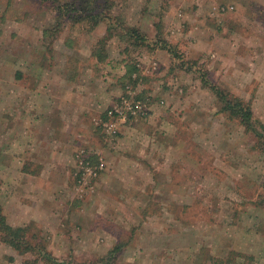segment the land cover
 I'll return each mask as SVG.
<instances>
[{"label":"rangeland","instance_id":"1","mask_svg":"<svg viewBox=\"0 0 264 264\" xmlns=\"http://www.w3.org/2000/svg\"><path fill=\"white\" fill-rule=\"evenodd\" d=\"M44 1L0 0V98L5 101L17 95L11 87L13 68L36 73L45 53L61 61L58 32L73 26L61 30L56 10ZM109 15L114 25L109 37L124 33L131 45L117 54L108 33L98 45L113 46L109 58L124 69L131 64L139 68L141 75L135 72L136 82L127 86L148 98L150 107L155 101L165 107V95H182L176 98L179 109L170 111L168 119L160 114L149 123L146 116L124 124L132 140L97 137L98 145L109 150L99 152V161L119 160L114 174L122 176L120 181H97L103 168L83 182L77 166L68 186L62 165L22 179L10 162L11 130H0V209L7 223L26 229L28 242L47 250L20 252L0 240V264H49L45 255L55 264H212L217 259L264 264V157L253 132L222 112L220 101L198 79L204 76L251 104L264 123V0H114ZM97 26L102 32L107 23ZM129 27L146 36L143 44L129 37ZM157 34L174 45V71L152 69V60L161 65L162 58L143 53L152 50ZM71 48L73 54L78 51ZM123 68L117 66L108 76L118 87L114 96L125 90L120 85ZM50 77L58 79V74ZM143 123L148 126L138 130ZM161 144L171 148L162 150ZM126 146L133 150L123 152ZM34 152L49 159L50 151L42 147ZM143 158L147 167L138 162ZM115 244L122 250L113 262H105Z\"/></svg>","mask_w":264,"mask_h":264},{"label":"crops","instance_id":"2","mask_svg":"<svg viewBox=\"0 0 264 264\" xmlns=\"http://www.w3.org/2000/svg\"><path fill=\"white\" fill-rule=\"evenodd\" d=\"M87 24L85 23L84 28H77L71 34L70 32H60L59 37L64 43L62 44L60 41L61 46L58 51L59 53L62 51V54L58 55L61 58L60 62L55 60L57 64L51 59L50 54L45 53L46 57L42 55L43 57L40 58L41 62L39 60L35 65L36 73H31L27 69L24 72L18 66L13 68L11 87L16 88L17 95L12 96L9 102L0 98V126H2L0 130H11L10 162L14 165L15 175H21L22 179L25 177H28L26 179L39 177L52 167L65 166L64 181L69 186L72 180L71 172L73 167L76 170L79 156H81L82 160L87 161L90 166H102L101 169L105 168L104 171H101L97 181L110 182L113 179L116 181L122 179V176L114 174V168L120 166L119 160L107 157L106 161L103 160L104 163L102 160L99 161V158H101L99 157V152L109 150H104L105 146L102 144L99 146L96 141L98 136H106L103 131H100L102 129L96 123V120L103 118L105 110L115 98L114 92L118 90L117 86L114 87V84L109 82L110 77L108 76L113 77V69L117 68V66L120 68L124 66L118 63L119 61L116 62L109 58L113 46L116 47L117 54H124V49H127L126 46L131 44L126 41L124 33L112 32L111 36H108L112 40V47L98 45L100 37L104 33H108L106 27L101 32L99 31V26L91 25L88 27ZM73 45L78 47V51H75L74 54L71 48ZM119 45L121 47L123 45V47L121 48ZM43 47L44 50L46 49L49 52V46ZM139 48L141 49V47ZM98 52L99 55L103 54L104 60L98 59ZM161 52L162 50L156 45L152 50H145L143 53L162 58L161 65L156 59V61L152 60V69L154 68L153 65H155V69L166 66L168 70H173L171 59L165 52ZM70 60L73 63H70ZM27 62V66H30L29 58ZM168 64H170V68L167 67ZM123 71H125L124 68ZM52 74H58V79H53L57 77H50ZM61 75L63 77H60ZM186 75L188 77V74ZM180 76L181 78L183 77L181 74ZM188 81L193 82L192 79ZM189 84L191 85V83ZM179 85L181 84L179 83ZM179 91H182V89L180 88ZM174 96L173 94L163 97L162 102H164L165 107L157 101L151 103V111L147 116L148 123L150 118L154 119L160 114L164 116L166 114L168 119L167 114L170 111L173 109L178 111V105L181 101L176 102V98L182 97V95ZM146 126L148 125L143 123L137 128L142 130ZM127 129L126 125L121 126V129L112 138L109 137V140L113 141L118 138L116 139L117 142L118 140L127 141V138H129L126 137ZM147 132L152 136L161 135L159 130H148ZM133 136L128 140H132ZM135 138L138 139L139 137L135 136ZM113 144L111 143L110 145V142H105L106 146L110 145L111 149H115ZM130 145H132V142H130ZM39 147H42V150L47 152L50 151L49 159L34 152ZM159 148L165 150V148H171V146L161 144ZM119 149L122 150V148ZM129 150L132 151V147L126 146L123 152H128ZM0 151L2 152L3 149L0 148ZM23 151H26V154H22ZM146 161L143 158V160L138 162L147 167ZM0 165L2 166V163ZM74 178L77 180L76 173H74ZM70 187L69 189H72ZM102 188L106 192L109 191L106 186H102ZM98 192L97 187L95 193Z\"/></svg>","mask_w":264,"mask_h":264},{"label":"trees","instance_id":"3","mask_svg":"<svg viewBox=\"0 0 264 264\" xmlns=\"http://www.w3.org/2000/svg\"><path fill=\"white\" fill-rule=\"evenodd\" d=\"M48 2L53 9H55V14L58 18V25L61 30H64L65 25L73 26L72 30H67L68 26H66V33L67 32H73L77 28L80 29V27L84 28L85 23H90L89 26L93 25L96 26L100 23H107L106 31L108 32V36L110 32L113 30L114 25L112 24V19H110L109 12L114 7V0H70V1H61V0H45ZM44 1V2H45ZM45 2V3H46ZM111 24L112 26L110 27ZM88 26V27H89ZM75 29V30H74ZM90 29V28H89ZM88 29V30H89ZM55 30V28H51V31ZM59 29L56 27V30L54 33L56 35L60 33ZM58 32V33H57ZM142 32H139L137 28L129 27L127 34L129 37L134 39L135 44H139L137 42H141L140 44H143L145 42L146 36L139 35ZM47 34V30H43V35ZM155 40H153L152 48H154L156 45L157 47L166 52V54L169 56L171 61L173 60L177 54L174 50V45L157 35L154 36ZM68 40V39H67ZM140 40V41H137ZM70 41V40H68ZM144 45H148L144 44ZM155 45V46H154ZM99 55V52H98ZM99 60H104V56L99 55ZM139 66V65H138ZM138 67L131 64L129 66H126L124 77L120 78L121 81V90H124V88L127 87L128 82L131 81L132 83L136 82V78L133 77V74L135 72L137 75L140 76ZM133 77V78H132ZM199 81L203 86H207L211 92L217 97V99L221 103V111L225 113H229L230 117H235L238 122L244 127L245 130H250L253 132V135L256 139V145L260 151V153L264 157V123L261 122L259 119L254 116L253 111L251 109V104L245 102L243 99L237 96H231L227 90L220 88L217 84L213 83L211 80L206 79L204 76L198 77ZM125 91V90H124ZM124 91L122 93H124ZM121 93V94H122ZM121 94L115 96L114 100H116ZM137 97H141L140 94L136 95ZM143 98V97H142ZM113 100V101H114ZM177 167V166H176ZM0 240L6 242L7 244L11 245L15 249H17L20 252L24 251H33L37 252L39 255L43 254V251L45 250V247L42 244H38L37 246H34L32 243L28 242L24 238L25 231L22 226H12L9 223H7L6 217L3 214L2 210L0 209ZM36 247V251H35ZM122 250V245L115 244L113 245L108 252L106 253L105 262L110 260L109 262H113L115 259V253H118ZM44 256V255H43ZM42 256V257H43ZM103 258V257H102ZM100 258V259H102ZM107 258V259H106ZM44 259H46V262L49 264H55L53 262H50L49 256H44ZM99 259V260H100ZM218 260V261H217ZM212 264H229L228 260L224 259H217ZM28 263V262H26ZM62 264H64L62 262ZM237 264H243L241 262Z\"/></svg>","mask_w":264,"mask_h":264},{"label":"built area","instance_id":"4","mask_svg":"<svg viewBox=\"0 0 264 264\" xmlns=\"http://www.w3.org/2000/svg\"><path fill=\"white\" fill-rule=\"evenodd\" d=\"M153 67L155 68V65ZM149 108L148 98L137 97L135 90L127 86L124 93L108 106L103 118L97 119L96 123L106 136L112 138L124 124L148 116ZM78 168L83 182H87L96 177L102 166H90L79 156Z\"/></svg>","mask_w":264,"mask_h":264}]
</instances>
